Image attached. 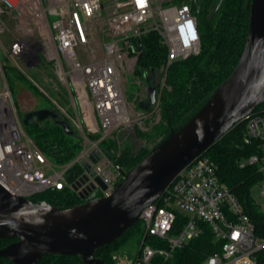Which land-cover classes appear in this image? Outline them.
I'll list each match as a JSON object with an SVG mask.
<instances>
[{"label":"built area","instance_id":"built-area-1","mask_svg":"<svg viewBox=\"0 0 264 264\" xmlns=\"http://www.w3.org/2000/svg\"><path fill=\"white\" fill-rule=\"evenodd\" d=\"M0 3V17L14 20L18 29L17 37L5 49L2 35L7 27L0 18V51L5 57L0 58V185L11 195L32 201L47 191L72 189L67 177L72 167L79 165L82 171L76 181L88 174L86 185H96L89 199L110 197L126 173L117 167L102 144L133 122L122 89V74L133 71L136 59L131 56L140 55L141 39L150 33L161 37L168 67L200 54L201 34L194 0ZM38 57L39 64L55 65L56 77L68 83L78 111L76 119L67 117L74 132L80 135L83 149L63 167L52 164L25 132L3 74L6 62L24 72L23 67L36 64ZM251 137L264 140V118L251 119L245 142L249 143ZM248 163L258 164L260 159L253 156ZM96 178L103 181L106 190L95 182ZM260 189L264 204V182ZM178 212L188 220L174 233ZM139 221L145 235L133 264L169 260L176 250L200 237V223L211 227L221 245V250L204 264H259L258 255L264 251V239L256 235L249 216L221 182L216 164L204 156L189 164L165 193L142 211Z\"/></svg>","mask_w":264,"mask_h":264},{"label":"water","instance_id":"water-1","mask_svg":"<svg viewBox=\"0 0 264 264\" xmlns=\"http://www.w3.org/2000/svg\"><path fill=\"white\" fill-rule=\"evenodd\" d=\"M40 61L38 57L36 64L27 67L33 68ZM157 95V87L149 86L147 99L139 103V108L143 111L153 108ZM262 103L264 0H252L248 38L232 74L126 173L110 197L89 199L96 185L92 182L86 185L90 180L88 174L72 184L73 191L85 202L67 208L13 196L0 185V240H15L0 250V257L15 264H37L45 255L78 256L85 264H103L95 252L136 225L142 211L158 200L189 164ZM34 119L38 122L51 119L67 135H75L69 123L59 119L56 109L27 113L23 126L27 127ZM91 160L96 162L93 157ZM87 172L91 174L90 168ZM95 182L106 190L100 178Z\"/></svg>","mask_w":264,"mask_h":264},{"label":"trees","instance_id":"trees-1","mask_svg":"<svg viewBox=\"0 0 264 264\" xmlns=\"http://www.w3.org/2000/svg\"><path fill=\"white\" fill-rule=\"evenodd\" d=\"M251 1L194 0L193 5L201 34V52L186 61H179L165 67L167 75L162 93L157 87L161 118L166 124L165 127L161 126L158 129L166 133L165 138L232 74L248 38ZM166 63L167 50L161 37L157 33H150L143 37L135 74L145 78L147 84L149 80V85H152L153 79L160 68L166 66ZM10 66V63L4 65L3 71L9 87L15 91L16 81L23 80V76L16 73ZM45 108L47 107L41 109ZM254 117L264 118V103L258 106L251 116L230 129L203 156L216 164L221 182L232 192L245 214L249 216L256 235L264 239V210L256 204L253 197L254 189L263 183V170L260 163L264 162V140L251 137L249 143L245 142L249 123ZM20 118L23 121L25 115H20ZM24 130L46 158L58 167L72 163L83 149L81 137L77 132L74 136H69L51 119L43 122L34 119ZM133 143L132 141L128 143L124 152L115 161L117 167L125 173L135 168L150 152L141 148L136 151ZM102 148L109 152L113 145L110 142H104ZM253 156L258 157L260 163L249 164L248 160ZM81 171L82 168L79 165L72 167L67 177L70 184L76 181ZM31 200L35 203L45 201L58 208L73 207L85 202L70 188L62 191H47ZM187 220L185 214L178 212L174 233L180 231ZM199 225L202 230L200 237L176 250L169 260L159 258V264H204L211 255L219 252L221 245L215 240L211 227L206 223ZM144 235L145 230L141 221H138L117 241L97 250L95 257L103 264H116L114 256L120 248L132 239L137 240L141 245ZM14 241L0 240V250ZM160 245L165 247L164 242ZM258 262L264 264V251L258 255ZM0 264L15 263L0 257ZM37 264L85 263L78 256L45 255Z\"/></svg>","mask_w":264,"mask_h":264},{"label":"rangeland","instance_id":"rangeland-1","mask_svg":"<svg viewBox=\"0 0 264 264\" xmlns=\"http://www.w3.org/2000/svg\"><path fill=\"white\" fill-rule=\"evenodd\" d=\"M3 19L6 23V33L9 35H15L14 20H8L6 17ZM7 19V20H6ZM18 33V32H17ZM11 41L6 43V46H10ZM1 59H4V55L0 53ZM136 59L133 71L128 74H122V89L128 105L132 110V124L129 127L115 131L106 142H110L113 145L111 150H108L114 161L116 158L124 152L128 143L135 145L134 149L137 151L141 148L144 151H151L155 148L165 137V132L159 131V127L164 126L162 122L161 110L159 105V93L157 95V104L150 110L143 111L139 108V103L147 99V91L149 86L158 87L160 93H162L165 87L166 75L168 65L160 68L159 72L155 76L154 84H147L145 78H142L135 74V70L138 65L139 56H131ZM9 64V62H6ZM5 64V65H6ZM14 71L21 76L23 80L16 81V92L10 87V91L13 97L14 104L20 115H26L29 112L45 109H56L59 114L60 120L70 122L69 118L76 119L78 117L77 108L74 105V95L68 88V83L61 82L56 77V68L53 63L42 62L37 68L23 67L24 72L16 69L12 65L10 66ZM4 77L6 75L3 71ZM2 78V73L0 74ZM149 77V75H148ZM7 81V78H6ZM8 84V81H7ZM160 85V86H159ZM9 86V84H8ZM68 116V117H67ZM71 123V122H70ZM69 123V124H70ZM71 125V124H70ZM25 128V127H24ZM26 131V130H25ZM82 142V141H81ZM52 163V161H50ZM55 165V163H52ZM56 166V165H55ZM263 170V182H264V162L260 163ZM253 197L256 204L264 210L263 199L261 197L260 186H257L253 191ZM144 229V228H143ZM140 253V245L137 240L132 239L126 245H124L114 256L116 264H120L121 261H127V264H133ZM117 257V259H115Z\"/></svg>","mask_w":264,"mask_h":264},{"label":"crops","instance_id":"crops-1","mask_svg":"<svg viewBox=\"0 0 264 264\" xmlns=\"http://www.w3.org/2000/svg\"><path fill=\"white\" fill-rule=\"evenodd\" d=\"M2 6V3H0V7ZM3 17H5V16H2V17H0L5 23H7V25L9 24L8 22H6L4 19H3ZM7 20V19H6ZM11 21V20H10ZM14 22V24H15V21H13ZM6 25V26H7ZM14 28H15V32H16V34L15 35H9V34H7V33H5L4 35H2V41H3V45H4V48L5 49H8L10 46H11V44L13 43V41L15 40V38L17 37V35H18V29H17V27H16V25L14 26ZM9 41H11L10 43L11 44H9L10 46H6V43L7 42H9ZM0 53H2L3 55H4V52L3 51H0ZM0 58H1V55H0ZM3 60V59H2ZM40 65V64H39ZM38 65V66H39ZM38 66H35V67H33V68H37ZM30 69H32V68H30ZM0 74H1V71H0Z\"/></svg>","mask_w":264,"mask_h":264}]
</instances>
